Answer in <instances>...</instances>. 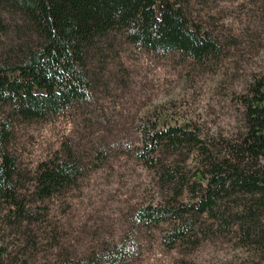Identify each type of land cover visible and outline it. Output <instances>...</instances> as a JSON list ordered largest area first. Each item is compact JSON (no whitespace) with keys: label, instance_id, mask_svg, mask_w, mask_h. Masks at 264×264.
<instances>
[{"label":"rangeland","instance_id":"obj_1","mask_svg":"<svg viewBox=\"0 0 264 264\" xmlns=\"http://www.w3.org/2000/svg\"><path fill=\"white\" fill-rule=\"evenodd\" d=\"M184 2L188 16L220 38L218 57L200 62L156 52L114 32L91 54L84 101L59 116L12 122L6 147L22 173L21 194L32 189L37 166L56 155L73 153L80 167L74 184L35 203L41 207L31 225L33 244L0 203L4 264L25 257L27 264H51L60 255L82 258L122 242L129 249L119 264H264V254L232 231L203 229L196 243L169 247V221L147 226L136 218L139 208L165 199L155 169L138 157L146 122H190L203 138H230L241 125V95L264 73V0ZM0 42L10 37L1 33ZM7 111L0 109V118ZM183 166L193 172L194 158Z\"/></svg>","mask_w":264,"mask_h":264},{"label":"trees","instance_id":"obj_2","mask_svg":"<svg viewBox=\"0 0 264 264\" xmlns=\"http://www.w3.org/2000/svg\"><path fill=\"white\" fill-rule=\"evenodd\" d=\"M184 1L0 0V34L10 37L0 42V109L8 110L0 118V203L27 244L34 243L31 225L39 220L35 203L74 184L80 163L73 153L41 162L32 189L21 194L22 173L6 147L10 125L59 116L84 101L91 54L114 32L156 52L200 62L218 57L220 38L188 16ZM241 101V125L230 138H203L190 122L145 124L138 157L155 169L165 199L139 208L136 218L147 226L169 221V247L194 244L200 231L215 227L264 254V73L251 80ZM190 156L191 173L183 166ZM127 249L122 242L82 258L60 255L51 264H119ZM5 257L2 251L0 264ZM12 264H27L26 257Z\"/></svg>","mask_w":264,"mask_h":264}]
</instances>
